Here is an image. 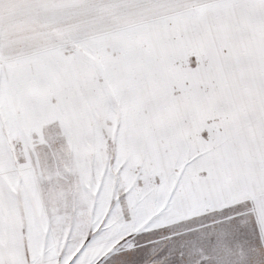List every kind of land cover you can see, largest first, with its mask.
<instances>
[{
    "label": "snow or ice",
    "instance_id": "1",
    "mask_svg": "<svg viewBox=\"0 0 264 264\" xmlns=\"http://www.w3.org/2000/svg\"><path fill=\"white\" fill-rule=\"evenodd\" d=\"M0 264H264V0H0Z\"/></svg>",
    "mask_w": 264,
    "mask_h": 264
}]
</instances>
